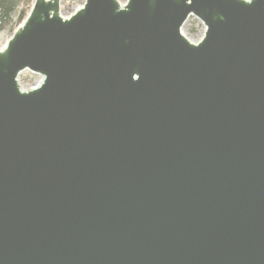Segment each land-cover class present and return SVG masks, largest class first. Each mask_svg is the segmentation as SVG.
<instances>
[{
    "label": "water",
    "instance_id": "obj_1",
    "mask_svg": "<svg viewBox=\"0 0 264 264\" xmlns=\"http://www.w3.org/2000/svg\"><path fill=\"white\" fill-rule=\"evenodd\" d=\"M0 264H264V0H35L0 50Z\"/></svg>",
    "mask_w": 264,
    "mask_h": 264
},
{
    "label": "rangeland",
    "instance_id": "obj_2",
    "mask_svg": "<svg viewBox=\"0 0 264 264\" xmlns=\"http://www.w3.org/2000/svg\"><path fill=\"white\" fill-rule=\"evenodd\" d=\"M122 4L126 3L127 0H119ZM35 0H22L17 12L13 17V24L8 28L0 32V50H2L9 39L15 32L14 23L18 19L19 15L26 11V15L30 12ZM75 2L77 5L82 6L85 3V0H73L68 2L67 0H62L61 2V15L63 17H69L72 13L71 3ZM24 22V21H23ZM20 26V25H19ZM206 28L204 24L194 16H191L183 27L184 34L194 43L199 42L205 35ZM43 80V77L39 74H35L29 70L23 71L18 78L19 85L23 90H29L31 88L39 85Z\"/></svg>",
    "mask_w": 264,
    "mask_h": 264
},
{
    "label": "trees",
    "instance_id": "obj_3",
    "mask_svg": "<svg viewBox=\"0 0 264 264\" xmlns=\"http://www.w3.org/2000/svg\"><path fill=\"white\" fill-rule=\"evenodd\" d=\"M22 0H0V32L13 24V17L17 12ZM26 11H23L14 23V28L17 29L26 18Z\"/></svg>",
    "mask_w": 264,
    "mask_h": 264
},
{
    "label": "built area",
    "instance_id": "obj_4",
    "mask_svg": "<svg viewBox=\"0 0 264 264\" xmlns=\"http://www.w3.org/2000/svg\"><path fill=\"white\" fill-rule=\"evenodd\" d=\"M68 2H71V1H73V0H67ZM61 2H62V0H61ZM71 5H72V10H73V13L76 11V10H78V8H80V7H82V6H79V5H77L75 2H72L71 3ZM72 13V14H73Z\"/></svg>",
    "mask_w": 264,
    "mask_h": 264
}]
</instances>
